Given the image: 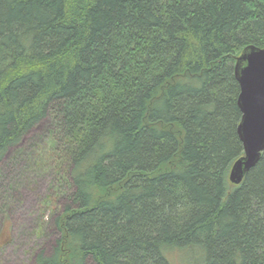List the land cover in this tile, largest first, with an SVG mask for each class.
I'll return each instance as SVG.
<instances>
[{"label":"trees","instance_id":"1","mask_svg":"<svg viewBox=\"0 0 264 264\" xmlns=\"http://www.w3.org/2000/svg\"><path fill=\"white\" fill-rule=\"evenodd\" d=\"M249 45L264 0H0V163L51 115L74 186L36 264H264V152L229 180Z\"/></svg>","mask_w":264,"mask_h":264},{"label":"rangeland","instance_id":"2","mask_svg":"<svg viewBox=\"0 0 264 264\" xmlns=\"http://www.w3.org/2000/svg\"><path fill=\"white\" fill-rule=\"evenodd\" d=\"M57 121L49 115L0 163V264H36L60 236L56 219L71 203L70 162L57 149ZM184 264L182 252L169 254Z\"/></svg>","mask_w":264,"mask_h":264},{"label":"water","instance_id":"3","mask_svg":"<svg viewBox=\"0 0 264 264\" xmlns=\"http://www.w3.org/2000/svg\"><path fill=\"white\" fill-rule=\"evenodd\" d=\"M235 75L240 84L238 134L244 154L233 162L229 180L239 185L264 152V48L245 47L237 58Z\"/></svg>","mask_w":264,"mask_h":264}]
</instances>
